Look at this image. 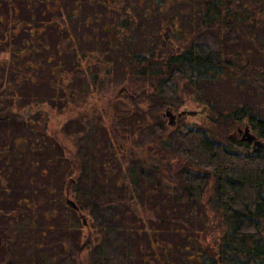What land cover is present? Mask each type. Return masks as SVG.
Wrapping results in <instances>:
<instances>
[{
  "label": "trees",
  "instance_id": "16d2710c",
  "mask_svg": "<svg viewBox=\"0 0 264 264\" xmlns=\"http://www.w3.org/2000/svg\"><path fill=\"white\" fill-rule=\"evenodd\" d=\"M86 1L92 8L103 11L98 15L103 19L109 17L111 13L109 20L105 19L99 23L100 30L103 29L105 34L99 31L95 37L102 35L101 39L109 38L105 51L111 48L117 52L115 60L125 72L126 87L121 89L119 95H115L124 98V107L128 110V114L125 115L139 113L142 117L146 116L142 118L143 120H133V125L142 126L145 132L146 130L155 132L153 150L155 146L162 150L167 146H173L171 140H166V137L174 135L175 148L181 158L183 156L190 158L196 163V167H191L187 165L189 163H186L187 168H183V172L186 169L187 171L181 187L189 191L187 196L180 193L175 185L169 182L164 184L165 189L168 188L170 192L169 197L166 198L184 200L185 203L179 206L177 212L179 214L170 212L169 215H163V217L158 215L157 209L160 203L164 202V197L155 204V207L150 206L149 201L152 196L150 194L156 192L153 187H148V190L144 188L142 199L139 197V200H131L128 197L136 191L134 184L138 182L135 175L149 166L148 158L153 157L151 151L149 155H145V152L136 151L128 146V140L126 144L115 143L116 146L112 144L109 149L116 157L123 159L122 168L126 166L124 164L127 160L131 165L127 166V170L124 168L120 175L117 174L112 183L99 184L97 187L93 185L94 183L90 185V180L86 178V175L91 170L101 174V169H98L100 164L95 158L89 161V164H85L80 154L81 151L77 150L72 157H69L70 166H72L70 172L73 173L69 174L71 178L66 182V191H71L72 184L84 185L80 186L81 189L77 191L78 196L75 199L80 210L98 221L99 231L103 236H107V232L123 235V240L116 242L114 246L124 249L121 253L130 261V264L133 259L131 246L132 249L136 247L134 241L138 249H142L141 254L145 260L149 257L145 249L159 247L165 254L163 264H171L168 263L170 260L167 256L172 253L171 249L175 248L172 241L160 237V232H163L161 225L163 221L170 224L174 222L167 231L171 232L173 229L179 239H185L184 245L178 247L188 251L187 259L191 260L192 264H264V150L260 152L252 150V144L243 140L239 134L240 127L244 128L249 125L251 131L257 132H254L257 137L264 139V103L260 105L259 110L255 104L243 101H233L234 104L222 106L208 99L206 102L210 107L201 125L189 123L187 117L181 113L183 110H180V107L187 104L192 97L200 96L201 98L208 90L216 89L218 83L226 81L234 85L235 81L240 78L249 79L250 72L255 67L251 66L253 63L250 62L249 54H247L250 48L247 47L245 52L236 51L232 55L227 54L223 48H215L209 41H194L193 36L185 35L183 27L178 29L180 25L178 20L175 21L176 18L164 24L159 37L160 41H150L149 44L135 42V39L132 41L133 23H135L133 12L139 9L141 2L133 3L132 0ZM86 1L74 0L77 6L69 9L67 1L54 0L52 7L48 6L47 9L51 12H58L63 19L52 17L47 20L40 19L29 26L19 25V28L17 27L18 30L20 29L19 34L24 36L23 42L29 45L22 47L19 53L31 50L34 43L30 41L41 37L46 24H51L59 33L73 32V36H77L82 23L78 10L80 6L86 4ZM178 1L180 0H176V3ZM187 2L188 5L196 2L199 6L196 12L194 9L192 11L189 9L185 14L183 13L188 17L186 23L189 22L190 26L196 24V28L200 26L212 31L224 27L234 28L236 31L242 28L252 32L250 33L251 39L254 40L252 45L256 47L255 39L259 40V44L264 43L259 34L253 33V31L260 33L264 28V0H188ZM158 6L157 9L162 12L164 5L159 4ZM148 8L154 9L152 4ZM95 20L98 21L97 18ZM159 21L161 23L164 19L159 18ZM90 23L89 17H86L83 24L89 25ZM144 27V23L140 21L139 29H144ZM17 35L18 33L14 31L11 36L12 40ZM82 38L86 41V34H83ZM175 39H180L182 42L176 44ZM56 47L57 53L54 52L47 58L52 60L57 56L58 59V64L52 71L54 75L52 86L57 88L53 100H60L62 104L64 98L61 95L59 98L57 96L68 88L67 83H71L72 79L69 73L72 71H66L61 59L60 45ZM74 49H76L75 46ZM257 49L259 53L260 49ZM86 53H89V50L85 49L81 54ZM74 54L78 57L80 53L75 51ZM5 60H9L6 61V65L9 63L8 66L13 63V59L9 57H5ZM105 69L107 74H111L108 65ZM237 71H243L246 76H240ZM257 72L264 76V67L258 66ZM93 75L94 80L100 77L96 71H93ZM65 78L66 83H64ZM75 79L79 83L82 82V74L79 73ZM14 81L21 82L19 78H15ZM143 83H147L148 92L136 95L137 91H134V88L141 87ZM26 102V99L22 100L19 96L10 97L7 92L2 93L0 111L2 108L8 110V108L20 106L21 103ZM53 105L50 107L47 100L30 102L27 108L33 110L30 111V115L20 121V131L13 137L14 142L20 141L24 144L10 148L8 140L5 139L2 144L0 143V157L23 156L24 153L31 151L36 157L43 155L47 162L49 159L46 156L48 145L45 139L48 140L50 135L47 133L48 127L50 121L59 122L58 118L56 120L59 112L54 111L56 107L54 103ZM36 106L40 107V110L36 109ZM169 108L175 113L178 112V123L175 127H172L173 124L169 123L166 115V110ZM114 109L119 110V107L116 106ZM52 111L55 113H50L45 118L44 112ZM125 117L124 122L128 118ZM2 120L4 122L18 121L13 116H6ZM42 127L47 129L44 130L45 133ZM60 130L62 135L68 137L62 129ZM52 132L57 140L56 143L60 149H64L63 153L66 154L67 147H65L64 140L58 137L57 130ZM25 143L30 146V149L25 148ZM66 156L68 157L67 154ZM158 172L161 175V171L158 170ZM103 174L111 176L109 169ZM139 188L141 190L143 186ZM206 189L209 191V196L207 202H203ZM136 196L139 195L136 194ZM66 197L65 195L67 202ZM208 204L215 212V219L212 220L206 214L205 219H207L203 221L205 223L203 226V224L200 225L202 221L200 217L196 218V209L206 207ZM216 219L220 221V225L216 224ZM142 235L146 239H143ZM82 264H89V262L83 260ZM156 264H161V261Z\"/></svg>",
  "mask_w": 264,
  "mask_h": 264
},
{
  "label": "rangeland",
  "instance_id": "374dc122",
  "mask_svg": "<svg viewBox=\"0 0 264 264\" xmlns=\"http://www.w3.org/2000/svg\"><path fill=\"white\" fill-rule=\"evenodd\" d=\"M53 1L0 0V95L7 92L10 97L15 95L22 100H27L26 103L13 106L8 110L2 108L0 115L16 113L21 117L24 116V113L30 112V108H27L30 102L47 100L50 107L54 106V103L56 107L54 111L59 112V115H56V120L58 118L57 121H62L60 123L50 121L49 132L47 131L50 135L48 140L45 139L48 145L46 156L49 159L47 162L43 155L36 157L31 151L24 153L23 156L0 157V235L3 240L0 245V264L8 262L12 264H78L80 262L82 264L83 260L88 261L89 264H130V261L121 253L124 249L114 246L116 242L123 240L122 234L107 232V236H103L99 231L98 221L89 216H87V222L90 229L84 227L82 219L77 216L75 207L65 201L66 182L71 178L69 174L73 173L70 172L72 166H70L69 157L79 150L85 164H89L93 158L96 159L100 164L98 169H101V174L91 170L86 178L90 180V185L94 183L93 185L97 187L99 184L112 183L117 174L120 175L124 168L127 170V166L131 165L127 160L124 164L126 166L122 168L123 159L116 157L110 151V145L126 144L128 140V146L136 151H143L145 155H149V151L153 152V157L148 158L149 166L135 175L138 182V184H134L136 191L133 193L134 195L129 194L128 197L131 200H139V197L142 199L144 188L148 190V187H153L156 192L150 194L152 195L149 201L151 207H155V204L163 200L164 197V202L160 203L157 209L158 215L161 217L169 215L170 212L179 214L177 213L179 206L185 203L184 200L166 198L169 197L168 193L170 192L168 188L165 189L164 184L169 182L175 185L180 193L187 196L189 191L181 187L187 171L186 169L183 172V168H187L185 167L186 163H189L187 165H191V167H196V163L188 157L181 158L175 148L174 135L166 137V140H171L173 146H167L163 150L155 146V150H153L155 132L153 130L145 132L142 126L133 125V120H143L142 118H146V116L142 117L139 113L125 115L128 114V110L124 107V98L115 96L119 95L121 89L126 87L125 72L115 60L117 52L111 48L105 51L109 44V38L101 39L102 35L95 37L99 31L105 34L103 29L100 30L99 23L105 19L109 20L111 13L109 17L103 19L98 16L103 11L92 8L85 0L86 4L80 6L78 10L82 23L78 35H74L72 41L66 40L67 32L59 33L51 25L46 24L39 41L33 42L34 46L31 50L19 53L22 47L29 46L25 41L23 42L24 36L19 34V25L29 26L40 19L47 20L52 17L63 19L58 12H51L47 9L48 6L52 7ZM66 1L69 4V9L77 6L74 4V0ZM132 1L133 3L141 2L139 9L137 11L135 9L133 12L135 23H133L132 41L135 39V42L148 44L150 41H160V33L167 21L176 18L175 21L178 20L180 25L178 29L183 27L185 35L193 36L195 39L192 40L194 41H209L215 48H223L227 54L232 55L236 51L245 52L247 47L250 48L247 54H249L250 62L253 63L251 66H255L250 72L251 77L247 80L240 78L235 81L234 85L226 81L218 83L216 89L208 90L201 98L200 96L192 97L187 104L180 107V110L186 111L184 115L189 123L203 124L206 118L205 114L208 113L210 107L206 102L208 99H212L215 104L222 106L234 104L233 101H243L255 104L260 110V105L264 103V76L257 72V67H264V43L260 42L259 44V40L255 39L257 45L256 47L252 45L254 41L251 39L250 33L252 32L242 28L236 31L234 28L224 27L214 29L218 31H212L205 30L200 26L196 28V24L190 26L189 22L186 23L188 17L184 14L189 9L191 11L194 9L195 12L199 10L196 2L193 5H188V0H180L178 3L176 0ZM151 4L153 10L148 8ZM159 4L164 5L162 12L157 9ZM86 17H89L91 22L89 25L83 24ZM159 18L164 21L160 23ZM140 21L145 25L141 30L139 29ZM14 31L18 35L12 40L11 36ZM253 33L259 34L264 42V28L260 33L258 31H253ZM26 34L28 35V32ZM83 34L87 36L86 41L82 38ZM174 41L176 44L182 42L180 39ZM58 44L62 50H64V46L68 45L65 51L67 54L65 69L72 71L69 73L72 76L71 83H67L69 84V86L66 84L68 88L57 96L59 98L61 95L64 98L62 104H60V100H53L57 88L52 86V80H54L52 71L58 64V59L57 56L52 60L47 58L52 53H57L56 46ZM72 46L73 49L70 50ZM257 48L260 49L259 53H257ZM85 49L89 50V53L81 54ZM75 51L81 55L75 57ZM5 57L13 59L10 66H8L9 63L6 65V61L9 60H5ZM106 65L109 66L111 74L105 72ZM122 66L124 67L123 63ZM93 71H96L100 77L94 80ZM79 73L83 76V81L80 83L75 79ZM237 73L240 76H246L243 71H237ZM15 78H19L21 82L16 83ZM64 83H66V78ZM147 87V83H143L141 87L134 88V91H137L136 95H140L148 92L149 88ZM114 106H118L119 110L115 111ZM35 108L40 110L38 106ZM54 111L44 112L45 118L50 113L54 114ZM125 116L128 117L126 122L123 121L126 119ZM167 118L169 120L168 116ZM177 121L178 117H176V123H178ZM1 122V144L5 139L8 140L10 148L24 144V142L13 141L14 135L20 131V121ZM176 123L172 127H175ZM55 125H57V129H55ZM60 129L68 137L62 135ZM42 130L45 133L44 130L47 129L42 127ZM53 130H57L58 137L64 140L68 157L63 153L64 149H60L56 143ZM262 141L264 142V139ZM25 148L30 149V146L25 143ZM108 169L111 176H104L103 172ZM158 170L161 171V175ZM80 186L84 185L72 184L70 187L71 198L77 199V191ZM140 186H143V189L140 190ZM136 194L139 196L137 197ZM204 195L202 201L207 202L208 189ZM196 212V218L200 217L202 220L200 225L204 226L203 221L207 219H205L206 214L212 220L215 219V212L209 204L203 208L197 207ZM215 222L220 225L219 220L216 219ZM171 224L163 221L161 223L163 232H160V237L174 243L175 249H171L172 253L167 256V259L170 260L168 263L192 264L191 260L187 259L188 251L178 247L184 245L185 239H179L173 229L171 231L173 233L167 231ZM176 232L178 233V230ZM142 238L146 239L143 235ZM88 239L91 240V244L87 243ZM134 245L136 247L133 249L131 246L133 255L131 264H156L159 261L161 264L164 263L165 254L159 247L145 249L149 256L145 260L141 254L142 249H138L135 241ZM80 246H84V249H80Z\"/></svg>",
  "mask_w": 264,
  "mask_h": 264
},
{
  "label": "water",
  "instance_id": "95a60500",
  "mask_svg": "<svg viewBox=\"0 0 264 264\" xmlns=\"http://www.w3.org/2000/svg\"><path fill=\"white\" fill-rule=\"evenodd\" d=\"M182 114H186V111H182ZM166 115L169 117V123L170 124H175L176 123V117L178 116L172 109H167L166 110ZM1 119V118H0ZM239 134L242 136V139L245 141H248L252 144V148L254 151L256 152H260L264 150V142L262 141V139H260L259 137H257L256 134H254L251 131V128L249 125H246L245 128H239ZM67 203L69 205L74 206L75 208H77V204L75 203L74 200L72 199H67ZM2 244V237L0 235V245Z\"/></svg>",
  "mask_w": 264,
  "mask_h": 264
},
{
  "label": "flooded vegetation",
  "instance_id": "af4514ba",
  "mask_svg": "<svg viewBox=\"0 0 264 264\" xmlns=\"http://www.w3.org/2000/svg\"><path fill=\"white\" fill-rule=\"evenodd\" d=\"M49 25H51V24H49ZM71 38H70V37ZM72 38H73V33L71 32V33H67V39L66 40H71L72 41ZM39 41V39H34V40H32V41H30L31 43H33V42H38ZM67 46L68 45H66V46H64V50H62V57H61V59H62V61H63V64H64V67H65V63L67 62V54L65 53V51H66V48H67ZM32 109H30V111H31ZM30 114H31V112H29ZM25 114L24 113V116H19L18 114H16V113H10V114H6V113H4L5 114V116H3V115H0V120L1 121H4V120H2V119H4L6 116L7 117H10V116H13V118H16V120H18V121H21V120H23V119H25L28 115H30V114ZM0 121V123H2ZM19 123V122H18ZM4 148V147H3ZM18 151H20V150H18ZM72 181L74 182V179L72 178ZM66 198L68 199H72V200H74L75 201V203L77 204V208H75L76 209V212H77V216L79 217V219L81 218L82 219V222H83V226L84 227H87V228H89V223L87 222V215L82 211V210H80V206L78 205V203H77V201L74 199V198H71V196H72V191H70V190H67L66 191ZM90 229V228H89ZM2 237V236H1ZM3 241V240H2ZM90 242V244H91V240L90 239H88L87 240V243H89ZM90 244H89V246H90ZM84 246H80V249H84L83 248Z\"/></svg>",
  "mask_w": 264,
  "mask_h": 264
}]
</instances>
